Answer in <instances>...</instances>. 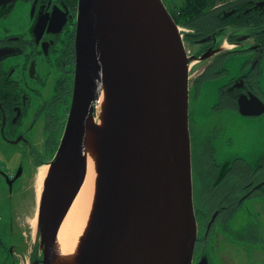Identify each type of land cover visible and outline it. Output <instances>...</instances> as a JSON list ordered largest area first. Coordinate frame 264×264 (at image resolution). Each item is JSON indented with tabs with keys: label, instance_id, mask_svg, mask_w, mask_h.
Returning a JSON list of instances; mask_svg holds the SVG:
<instances>
[{
	"label": "flooded vegetation",
	"instance_id": "flooded-vegetation-1",
	"mask_svg": "<svg viewBox=\"0 0 264 264\" xmlns=\"http://www.w3.org/2000/svg\"><path fill=\"white\" fill-rule=\"evenodd\" d=\"M219 4L207 41L193 40L208 62L189 78L192 264L204 257L223 264L221 252L232 264H263L264 138L247 152L244 143L253 141L243 139L237 152L194 107L201 84L219 82L212 111L228 114L240 132L244 120L264 128V0ZM77 12L78 0H0V264H42L40 231L31 223L37 175L54 160L69 114Z\"/></svg>",
	"mask_w": 264,
	"mask_h": 264
},
{
	"label": "water",
	"instance_id": "water-1",
	"mask_svg": "<svg viewBox=\"0 0 264 264\" xmlns=\"http://www.w3.org/2000/svg\"><path fill=\"white\" fill-rule=\"evenodd\" d=\"M76 22L69 114L38 206L41 263L51 264L64 184L58 174L66 166L69 186L82 183L87 119L107 73L114 111L83 264H192L190 58L208 52L188 56L162 0H78Z\"/></svg>",
	"mask_w": 264,
	"mask_h": 264
},
{
	"label": "bare ground",
	"instance_id": "bare-ground-1",
	"mask_svg": "<svg viewBox=\"0 0 264 264\" xmlns=\"http://www.w3.org/2000/svg\"><path fill=\"white\" fill-rule=\"evenodd\" d=\"M96 109V113L87 119L86 124L81 185L76 188L69 186L66 166L61 170L62 174H58L64 178V184L51 264H83L85 261L99 205L100 185L103 180V167L114 111V88L107 73L102 81ZM49 169L50 165H43L38 171L36 186L38 204L41 186ZM37 220L38 209L31 222L34 227Z\"/></svg>",
	"mask_w": 264,
	"mask_h": 264
},
{
	"label": "rangeland",
	"instance_id": "rangeland-1",
	"mask_svg": "<svg viewBox=\"0 0 264 264\" xmlns=\"http://www.w3.org/2000/svg\"><path fill=\"white\" fill-rule=\"evenodd\" d=\"M172 1L176 2V3L179 2V0H172ZM183 29L187 31V29H185V28H183ZM184 46H185V50H186L188 56H194V55L199 56V55L205 53V51L200 49L199 44H196L193 42H188L185 40ZM200 51H202V52L199 55H196V53L200 52ZM197 60L198 59H195L194 57L190 58V62L193 61L194 63L192 64V67L190 69L189 78L192 75H196L197 72L201 69L200 66H202L208 62V58L202 59L199 62ZM237 63H238V60H233V62H232V64L234 66H236ZM193 77L194 76H192L191 78H193ZM263 78H264V74H263ZM217 83H219V82H216V84ZM216 84H215L214 88H212L210 86V84H208V80L204 81L201 84V86L199 88V92H200L199 99H198V102L195 100V107H194L195 111L198 107V109H197L198 117L200 118L202 123L206 124V122H208V131L209 132L211 130H214V129L218 130L219 132L225 131L224 137H225V139L230 138V141L228 144H230L234 148L235 151L240 152L243 139L246 142L247 141H253V142H248L246 144L244 143L245 152L254 151L258 147V145L260 144V142H261L260 139L264 138L263 125L260 122L248 123V121L244 120V124L246 125L245 130H244L245 132H240V130L237 128V126L234 125L229 120V118L227 117L228 114H224L222 112L214 113L211 108H212L213 103L215 102L216 97H217V95H215V93L217 92L216 91ZM189 91L191 93L192 89L190 88ZM96 111H97V109L95 107L94 114L96 113ZM241 133L244 134L245 138L240 136ZM251 133H253V134H251ZM249 134H251L252 136L249 138H246ZM34 232H35V230H34ZM219 255H220V259H221L223 264H232V261H230L231 260L230 253H227L226 257L224 254H222V252Z\"/></svg>",
	"mask_w": 264,
	"mask_h": 264
},
{
	"label": "trees",
	"instance_id": "trees-1",
	"mask_svg": "<svg viewBox=\"0 0 264 264\" xmlns=\"http://www.w3.org/2000/svg\"><path fill=\"white\" fill-rule=\"evenodd\" d=\"M175 23L188 32L183 33L184 41L193 42L195 38L208 35L215 27L213 18L216 11L222 9L219 3L223 0H162ZM202 51L197 52L199 55Z\"/></svg>",
	"mask_w": 264,
	"mask_h": 264
}]
</instances>
